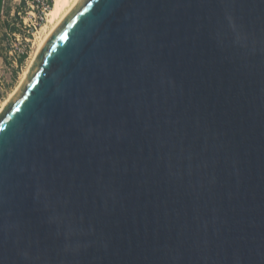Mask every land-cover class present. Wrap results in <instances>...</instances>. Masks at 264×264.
Wrapping results in <instances>:
<instances>
[{
  "label": "water",
  "instance_id": "water-1",
  "mask_svg": "<svg viewBox=\"0 0 264 264\" xmlns=\"http://www.w3.org/2000/svg\"><path fill=\"white\" fill-rule=\"evenodd\" d=\"M0 264H264V0H79L0 113Z\"/></svg>",
  "mask_w": 264,
  "mask_h": 264
},
{
  "label": "rangeland",
  "instance_id": "rangeland-1",
  "mask_svg": "<svg viewBox=\"0 0 264 264\" xmlns=\"http://www.w3.org/2000/svg\"><path fill=\"white\" fill-rule=\"evenodd\" d=\"M41 2L38 3L39 7L31 2L21 7V0H4L0 14V109L18 87L30 65L38 42L45 35L43 26L47 25L46 31L51 29L47 15L41 23L37 19ZM13 27L17 29L15 33L10 32Z\"/></svg>",
  "mask_w": 264,
  "mask_h": 264
},
{
  "label": "bare ground",
  "instance_id": "bare-ground-1",
  "mask_svg": "<svg viewBox=\"0 0 264 264\" xmlns=\"http://www.w3.org/2000/svg\"><path fill=\"white\" fill-rule=\"evenodd\" d=\"M79 2V0H54L53 6L50 9V11L47 13V23L51 24V29L49 31L47 30V25L43 26V32H45V35L41 38V40H39L38 44H37V48L35 51V54L32 58V61L30 63V65L28 66V68L26 69L25 73L23 74V77L18 85V87L15 89V91L10 95V97L3 103L2 108L0 109V113L2 112V110L4 109V107L6 106V104L9 102V100L16 94L17 90L19 89V87L21 86V84L23 83L26 74L28 73V71L30 70L32 63L34 62V60L36 59L37 53L41 47V45L44 43V41L48 38V36L56 29V27L61 23V21L67 16V14L72 10V8ZM48 24V25H49Z\"/></svg>",
  "mask_w": 264,
  "mask_h": 264
},
{
  "label": "built area",
  "instance_id": "built-area-1",
  "mask_svg": "<svg viewBox=\"0 0 264 264\" xmlns=\"http://www.w3.org/2000/svg\"><path fill=\"white\" fill-rule=\"evenodd\" d=\"M41 0H36L37 3H39ZM29 3V2H28ZM32 4H34V2H31ZM37 7H39V5H37ZM33 8V6H32ZM51 8V6L48 4L47 0H42L41 2V10H38V16L37 19H40V23L44 20V16L47 15V11ZM37 24H39L37 22Z\"/></svg>",
  "mask_w": 264,
  "mask_h": 264
},
{
  "label": "trees",
  "instance_id": "trees-1",
  "mask_svg": "<svg viewBox=\"0 0 264 264\" xmlns=\"http://www.w3.org/2000/svg\"><path fill=\"white\" fill-rule=\"evenodd\" d=\"M47 1H48V4H49L50 6H52L53 3H54V0H47ZM28 2H34V4H37V5H38V3L36 2V0H21V7L25 6ZM16 31H17V29H16L15 27L10 28V32H11V33H15ZM24 57H25V56H23V57L20 59V62L23 61Z\"/></svg>",
  "mask_w": 264,
  "mask_h": 264
}]
</instances>
